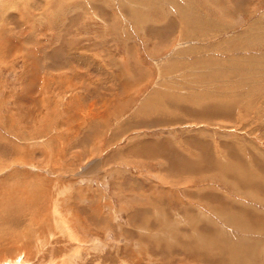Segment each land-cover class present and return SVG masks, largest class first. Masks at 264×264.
<instances>
[{"label": "rangeland", "instance_id": "rangeland-1", "mask_svg": "<svg viewBox=\"0 0 264 264\" xmlns=\"http://www.w3.org/2000/svg\"><path fill=\"white\" fill-rule=\"evenodd\" d=\"M134 2L0 0V264H264V0Z\"/></svg>", "mask_w": 264, "mask_h": 264}, {"label": "crops", "instance_id": "crops-1", "mask_svg": "<svg viewBox=\"0 0 264 264\" xmlns=\"http://www.w3.org/2000/svg\"><path fill=\"white\" fill-rule=\"evenodd\" d=\"M131 3L134 4L135 3L134 0L133 1L131 0ZM132 6H131L129 12H128L127 8H126L125 9V13H130L131 14L130 19H132L134 21V24H136L137 23L136 22L137 16L139 15V13H138L137 8L132 7ZM71 7H72L71 10H69L68 12L74 11V7L75 6L72 4ZM93 7L94 8L92 9L91 12H88V10H85L84 9L85 7L83 5H82L81 9L78 7L80 10H75L74 14H71V16H69L71 18L70 19L71 23L77 25V23L81 22L82 20L84 21V17L86 16L87 13L89 15H91V13H95L96 17L93 18V21H92L93 24L90 23L91 20H87V22L89 21L88 24H87V29L90 27V30H88L89 34H92L93 32H96L97 30H101L102 28H105V27L109 28V29H111V28L115 29V27L118 28V26H120L121 29L123 30V26L121 24L119 25L118 19L117 18L116 19H112L110 17V15L113 12H112V9L110 10V7L108 5H107V7H105L104 3L99 2V4H96V5L93 4ZM145 8H147V9L149 8V14H151V17H152L154 9L151 6H149L148 3H146ZM110 11L112 13H110ZM145 12L147 13V11H145ZM146 15H147V18L144 19V20H147V22H145V26H146V24L151 23L152 20H153V19H150L151 18L150 16L148 17V14H146ZM80 17L82 19H80ZM134 18H135V20H134ZM103 19H105V21H103ZM132 20H129L130 21L129 23L131 25H133L132 24ZM227 24H228V22H227ZM179 25H180V23H179ZM92 26L95 27V30L92 28ZM149 33L150 32H147V34H146L147 38L146 39L147 40L151 39L152 41L149 44V52L151 51V53L148 52L149 53L148 55L150 57H154V55H151V54H153L155 52L154 48L152 46V44H153V42L155 40L153 38H150L152 36H149L148 35ZM245 33H246V31L242 33V36H248V33L247 34H245ZM226 36H228V35H226ZM86 38H88V39H86ZM86 38L83 37L82 40H76V39L72 38L71 42H73V43H81L82 42L83 44H82L81 48L82 49H84V48L87 49V47L84 46V43H85V41H87L86 43L89 44L91 41L89 39V36L86 37ZM117 38H118V40L116 41V43L115 42L112 43L113 40H111V42H109V40L108 41L106 40L104 42L103 41L96 42L95 44L98 45L96 48L99 49V53H101V52H103V53H102V55H99V53H98L96 59L94 57H92V56L89 57V63L91 62V63H93L95 65H98V66L101 65L100 67H102V68H105L107 66V68H109V72L108 73L110 75H115V77H117L116 75H119L123 71L126 72V73H129L130 70L133 67L136 68L137 65L144 69V72L146 73V75H145L146 76V80L148 79V77H150L152 74H154L153 70H151L152 68L148 67L147 63L145 61L141 60L139 55H138V53L136 51H134V48L132 47L133 46L132 43H130V42L126 41V40H122L123 39L122 36H119ZM243 38H244V40H246L247 42L250 43V41H251L250 38L249 39H246V37H243ZM253 39H255V38H253ZM255 41L263 44L264 40L262 41L261 39H258V40L255 39ZM108 45H110V47L111 46L113 47V51L109 48ZM114 45H116L115 48H117V50H118L117 52L114 51V49H115ZM250 52H255V53L258 54V56H256L255 58L264 59V54L262 53V56H260L261 54H259V52H261V51H257V52L256 51H250ZM94 56L96 57V55H94ZM227 58H229V57H227ZM115 59H117V64L115 63ZM107 63H108V65H107ZM261 75H264V73H262ZM263 92H264V90H261L259 92V94L261 93L259 95V100H262V98L264 96ZM250 94L251 93L248 94V97L250 96ZM128 229L132 230L134 232H137V229H134V228H128ZM135 244L136 243L130 242V243H127V244H124V245H117L115 250H118V251H129V252H132L133 250L136 251L138 248H137V246H135ZM95 248H97V247H95ZM116 254H117V257L115 259V262H110V261L108 262L106 260H103L102 258L97 259V258H93L91 256L88 257L87 259H84L83 257L82 258L78 257V259L76 261L74 260V262H77L78 264L79 263H81V264H116L117 259H119L118 257H121V258L127 260L126 262H128V263L132 262V260H129V259H132L130 257V256H132V254H126V255L123 256V254L120 255L118 253H114L113 255L116 256Z\"/></svg>", "mask_w": 264, "mask_h": 264}, {"label": "bare ground", "instance_id": "bare-ground-1", "mask_svg": "<svg viewBox=\"0 0 264 264\" xmlns=\"http://www.w3.org/2000/svg\"><path fill=\"white\" fill-rule=\"evenodd\" d=\"M188 170V169H187ZM182 172V171H181ZM259 223V222H258Z\"/></svg>", "mask_w": 264, "mask_h": 264}]
</instances>
